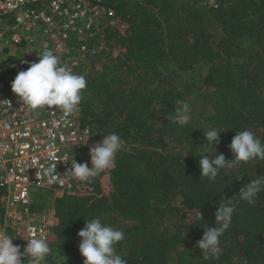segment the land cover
<instances>
[{
    "label": "trees",
    "instance_id": "16d2710c",
    "mask_svg": "<svg viewBox=\"0 0 264 264\" xmlns=\"http://www.w3.org/2000/svg\"><path fill=\"white\" fill-rule=\"evenodd\" d=\"M214 3L102 2L114 11L117 26L106 28L101 40L116 56L102 71L94 65L100 57L92 58L86 89L97 103L81 101L80 123L96 139L118 134L129 150L119 151L115 167L90 178L84 189L54 190L51 244L54 258L65 259L60 264H83L77 233L96 217L125 233L114 248L126 264H264V190L254 204L237 197L219 258L206 259L196 247L205 228L215 224L221 196H237L264 175V160H252L222 169L214 182L200 176L199 160L207 153L199 145L208 147L203 133L209 129L221 132L215 150L208 148L213 158H234L228 145L236 132L249 130L264 143V0ZM208 23L217 34L207 30ZM29 63L7 56L0 79L6 82L2 72L15 78ZM150 80L156 86L146 92ZM192 94L203 107L200 125L170 122L175 107L166 105ZM176 203L194 220L168 224L169 214L179 211Z\"/></svg>",
    "mask_w": 264,
    "mask_h": 264
},
{
    "label": "built area",
    "instance_id": "2783aa9c",
    "mask_svg": "<svg viewBox=\"0 0 264 264\" xmlns=\"http://www.w3.org/2000/svg\"><path fill=\"white\" fill-rule=\"evenodd\" d=\"M103 1L0 0V40L5 47L16 48L35 46L40 39L39 55L49 49L73 73L84 70L85 61L108 51L97 45L106 28L117 26L114 11L103 7ZM209 4L216 7L214 0ZM0 99L10 102L7 106L0 102V231L12 234L13 244L23 248L33 233L50 244L54 213L38 210L35 201L42 193L85 188L89 180L82 182L68 173L72 159L91 167L89 148L97 144L96 138L91 135L82 144L90 128L81 125L79 106L67 118L55 106L37 114L1 79ZM53 163L63 179L49 182L44 171Z\"/></svg>",
    "mask_w": 264,
    "mask_h": 264
},
{
    "label": "clouds",
    "instance_id": "9594fccd",
    "mask_svg": "<svg viewBox=\"0 0 264 264\" xmlns=\"http://www.w3.org/2000/svg\"><path fill=\"white\" fill-rule=\"evenodd\" d=\"M37 56V62L29 63L26 70L17 73L11 82V91L24 106L37 114L40 110L55 106L63 112L64 117L73 115L78 111L83 98L82 93L87 87L85 76L73 73L62 65L60 57L52 50L44 49ZM0 102L5 106L10 105L7 99H0ZM177 104L178 107L168 114V119L174 124L186 126L190 122V106L184 101H177ZM220 133L214 128L209 129L203 133L208 147H204L205 142L199 145L204 148L201 154L207 153L199 160L200 176L206 177L209 182H214L222 169L233 168L242 162L264 160V143L249 130L236 132L228 145L233 153V159L226 160L224 155L217 153L214 158L210 157L208 148L214 149L213 145L218 143ZM91 135L90 130L86 132L82 144H85L86 138ZM121 148L122 141L118 134L103 136L100 142L89 148L91 167L87 163H77L72 159L68 175L84 182L107 169L114 168L117 153ZM56 167V163H53L44 171L49 182L63 179L56 172ZM262 190H264V175L250 180L239 190L237 196L230 199L221 196V203L214 213V226L205 228L201 239L196 243V247L202 251L206 259L209 256L219 258L222 252L220 237L231 225L238 202L237 197L248 204H254L257 194ZM197 216L202 221L199 211ZM203 226L202 224L201 227ZM77 235L80 238L78 250L84 258L83 264H126L125 258L118 255L114 248L124 239L123 230L102 223L101 219L96 217L84 222V227ZM13 240L10 234L0 231V264H46V258L51 253L46 239L36 238L33 233V236L27 239L23 252L20 245L13 244Z\"/></svg>",
    "mask_w": 264,
    "mask_h": 264
},
{
    "label": "rangeland",
    "instance_id": "374dc122",
    "mask_svg": "<svg viewBox=\"0 0 264 264\" xmlns=\"http://www.w3.org/2000/svg\"><path fill=\"white\" fill-rule=\"evenodd\" d=\"M207 30L211 33V34H217V28L215 25H210L209 23L207 24ZM41 46V40L39 39L37 44L35 46H24V47H16V48H12L11 49V53L10 55H6L5 49H4V45L2 43V41L0 40V62H2L3 60L6 59L7 56H15L17 57L19 60L21 61H27V62H37L38 61V49ZM100 48H107L106 45L104 44L103 41H100L99 44L97 45ZM115 51H112L110 53V51L108 50L106 53H101L99 55L100 60L96 61L94 63L95 65V70L97 71H102L103 70V66L104 64H110V60H113L114 53ZM85 66L84 70H79L76 71V74H82L85 76V78L87 77V73L90 72V70H92V66L93 63L92 61H85V63L83 64ZM81 72V73H80ZM2 74L4 75V80L6 81V83L11 85V82L13 81V76L12 74H8L7 72H2ZM151 82H147L146 85L142 88L143 90H145L146 92L151 91V89H153L156 86V82H152V80H150ZM4 96L6 95V93L3 94ZM82 101L85 103L91 102L92 104L97 103V99L92 97V94L90 93V91L88 89H85L82 93ZM184 102L188 103L190 106V122L192 125L194 126H199L200 123L203 121L202 119L204 118V116L201 114L203 107L201 105L200 99L194 97V95H190V97H187L184 99ZM175 107L174 110L178 107V104L175 105L174 103H168L166 105V108H171V107ZM173 112V111H172ZM98 139H96V142H100L101 139L99 137H97ZM128 144H125L122 142V148L120 150V152H125L128 151ZM77 152H80V149L76 150ZM54 201V194H51L49 196H47V193H42L41 196L38 198V200L35 201V205L41 206V208H39L38 210H44L45 212H53V208H52V202ZM177 202H179V199L177 197L176 199ZM174 206L176 207V209H179V211L177 210H173L170 214H169V219H168V224L172 223V222H179L181 220H184L186 222H191L194 220V215L193 213L190 212H186L183 208H178V203L174 204ZM50 248H51V253L50 255L47 257L48 259V263L52 264V259L55 260V262H57L58 264H60L61 262H63L65 259L60 257L59 261H57V259H55V255L56 252L55 251V245L53 244H49ZM67 259V258H66ZM51 262V263H50ZM56 263V264H57Z\"/></svg>",
    "mask_w": 264,
    "mask_h": 264
},
{
    "label": "crops",
    "instance_id": "0c3cea01",
    "mask_svg": "<svg viewBox=\"0 0 264 264\" xmlns=\"http://www.w3.org/2000/svg\"><path fill=\"white\" fill-rule=\"evenodd\" d=\"M10 53H11V49L9 50V52H8V53H6V55H10Z\"/></svg>",
    "mask_w": 264,
    "mask_h": 264
}]
</instances>
